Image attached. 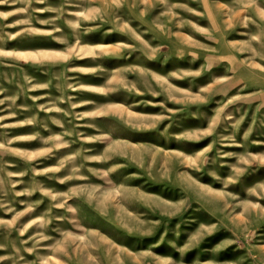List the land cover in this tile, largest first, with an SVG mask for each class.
<instances>
[{
  "label": "rangeland",
  "instance_id": "374dc122",
  "mask_svg": "<svg viewBox=\"0 0 264 264\" xmlns=\"http://www.w3.org/2000/svg\"><path fill=\"white\" fill-rule=\"evenodd\" d=\"M0 264H264V0H0Z\"/></svg>",
  "mask_w": 264,
  "mask_h": 264
}]
</instances>
